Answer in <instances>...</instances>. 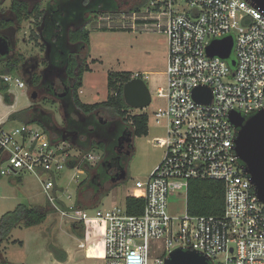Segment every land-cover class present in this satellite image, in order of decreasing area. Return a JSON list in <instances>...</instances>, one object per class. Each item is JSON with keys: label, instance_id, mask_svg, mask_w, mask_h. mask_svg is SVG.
Masks as SVG:
<instances>
[{"label": "built area", "instance_id": "1", "mask_svg": "<svg viewBox=\"0 0 264 264\" xmlns=\"http://www.w3.org/2000/svg\"><path fill=\"white\" fill-rule=\"evenodd\" d=\"M90 22L99 30L160 34L167 42L165 85L156 89L163 105L152 112L164 127L165 139L155 145L163 157L148 177L135 182L142 190L140 214L123 207L79 209L60 180L68 162L77 187L82 161L95 163L92 153L73 156L66 141H52L35 123L6 126L0 120V177L33 175L48 204L61 218L75 223L99 221L104 264H164L176 249L196 251L211 264H264V203L243 172L234 151L230 112L247 117L264 108V14L245 0H147L138 10L98 14ZM89 22V23H90ZM88 23V24H89ZM231 36L229 61L206 52L213 41ZM147 81L133 73L131 79ZM0 84L27 87L21 75L0 73ZM209 89L208 103L193 91ZM10 94V93H9ZM204 96H201L203 98ZM132 113V112H131ZM220 181L224 206L220 216H191L186 209L190 180ZM184 198L182 214L168 211L174 196ZM82 240V239H81ZM79 248L85 249V240Z\"/></svg>", "mask_w": 264, "mask_h": 264}, {"label": "trees", "instance_id": "2", "mask_svg": "<svg viewBox=\"0 0 264 264\" xmlns=\"http://www.w3.org/2000/svg\"><path fill=\"white\" fill-rule=\"evenodd\" d=\"M146 2L147 0H128L123 3L124 6H127L125 8L121 7L122 3L119 0H49L44 6H42V2H38L34 3L32 7L26 0H11L9 5V13L13 14L18 24L30 19L37 21V32L34 33L33 38L42 41L38 42L40 50L44 52L45 45L49 46L45 63L47 66L46 80L51 89L50 95L57 98L59 96V93L56 92V94L51 86L54 78L60 75L62 80H70L71 86L67 88V92L64 91V94L61 95L66 104L63 116L64 126L62 127L66 128V131L79 130L82 140H93L92 137H97L94 139L96 141L91 142L88 150L101 151L100 162L92 166L88 162L82 161L78 165L79 169L86 174V179L79 183L76 191L75 205L79 209L98 208L115 187L127 180V160L134 151L132 139L146 136L148 133V115L142 112L131 113L132 109L123 101L122 87L131 80L130 73L110 72L107 74L108 96L105 101L88 104L80 100L78 91L83 85V75L90 71L85 55L90 34L86 27L95 15L117 13L121 10H138ZM5 25L0 20V30ZM22 60L21 54H18V57L0 58V63L3 64L0 73L19 75L16 68ZM91 63H95V61L91 60ZM33 78L36 80L39 76L34 75ZM65 85H68L67 82ZM0 90L3 91V103L11 106L13 104L12 94L6 92L5 85L0 84ZM61 92L62 90H60ZM28 111L29 108H26L12 113L8 119L19 120L22 123H38L30 120ZM102 112L108 113L118 120H102L101 123L97 114ZM81 120L84 121L83 125H80ZM41 128L48 135L50 134L46 126L41 125ZM109 128H112V131H109ZM51 140L59 141V139L53 138ZM106 140H108L107 145ZM88 143L81 142V156L87 154L84 148ZM75 165V161L68 162L69 168H73ZM105 184L108 185L104 187ZM85 200L88 202L85 203ZM125 206L127 213L140 214L144 200L128 196L125 198ZM223 206L224 186L222 182L206 179L190 180L186 201L188 214L191 216H220ZM51 211L55 213L46 201L42 206L18 204L13 210L5 212L0 216V244L16 228H30L42 224ZM71 226L76 236L85 240V256L101 258L103 256L100 241L103 230L102 223L90 221ZM12 242L16 243V241ZM49 251L58 262L66 261L65 250L50 245ZM4 262L2 261L1 264Z\"/></svg>", "mask_w": 264, "mask_h": 264}, {"label": "rangeland", "instance_id": "3", "mask_svg": "<svg viewBox=\"0 0 264 264\" xmlns=\"http://www.w3.org/2000/svg\"><path fill=\"white\" fill-rule=\"evenodd\" d=\"M0 20L9 19L13 21L15 31L14 42L15 51L10 57H18L21 54L23 60L16 68V72L22 76L21 66L23 63L31 65L29 60L38 62V69L35 74L39 75L45 63L44 52L38 46V39H34V33L37 32V21L26 20L18 24L16 19L9 13L11 0H0ZM30 7L34 3L42 2L46 5L49 0H26ZM122 3L128 0H119ZM130 1V0H129ZM89 34V45L85 51L87 56L89 72L83 75V85L78 91L82 102L92 104L105 101L107 92V74L110 72H127L145 74L148 76L145 82L150 93L151 103L143 110L132 109V113H146L148 115V133L146 136L134 137L132 144L134 151L127 160V180L115 187L103 200V203L96 209H92V214L96 210H107L112 207H123L126 194L134 193V183L137 180H145L153 168L163 157L164 149L155 145V140L165 139L164 127L155 124L152 112L158 106L163 105V100L157 99L156 89L165 85L164 70L166 67L167 42L166 38L160 34L133 33L128 31H110L99 30L91 22L86 27ZM33 30V31H32ZM32 33V36H30ZM0 35L5 38L11 37L6 30L1 29ZM36 36V35H35ZM83 56V53H82ZM233 58V55H231ZM94 60L95 63H91ZM0 63V68L2 67ZM58 92H60L59 82L56 83ZM32 90L30 87L17 89L13 86L9 88V93L13 96L12 106H6L2 101L3 91L0 90V120L6 121V126H16L19 120H9L11 113L28 108L36 104L39 108L50 114L52 123L58 126H64L63 116L65 109L59 105L57 97L39 92L36 100L30 98ZM98 118L104 121L118 120L111 117L108 113H98ZM30 120L34 118L29 116ZM75 118V116H74ZM34 121V120H33ZM41 128L38 123L34 124ZM53 139L61 137L66 141V148L73 156H81L78 141L75 143L67 136L49 134ZM97 137H92L96 141ZM83 138L81 137L80 140ZM91 144L84 148V151L95 154L99 160L92 163L95 166L100 162L102 152L99 150H88ZM86 155V154H85ZM74 169L64 168L61 176L65 179L60 180L66 188V193L70 194L72 199H76V184L70 181V177L75 174ZM86 179L83 173L78 177L80 182ZM108 184H105L106 187ZM141 191H139L140 193ZM90 193V192H89ZM46 198L42 192L39 181L31 174H24L19 177H0V216L7 211L13 210L18 204L28 206H42ZM88 201L85 200V203ZM185 210V201L182 197L170 198L168 202V211L172 214L180 215ZM72 224H77L68 218H60L59 215L51 211L47 219L40 225L30 228H16L11 231L9 237L0 244V264L2 261L11 264H61L49 251V246L63 249L66 252V261L62 264H104L103 258L89 259L85 257L84 249L79 248L80 240L72 230ZM12 241H16L13 243ZM82 241V240H81Z\"/></svg>", "mask_w": 264, "mask_h": 264}, {"label": "water", "instance_id": "4", "mask_svg": "<svg viewBox=\"0 0 264 264\" xmlns=\"http://www.w3.org/2000/svg\"><path fill=\"white\" fill-rule=\"evenodd\" d=\"M250 6L259 9L264 14V0H245ZM233 40L227 36L221 40L213 41L207 47L209 56L217 55L229 61L230 66H235V60L231 59ZM15 51L14 40L9 43L0 36V58H9ZM49 52V46L45 45V56ZM47 69V68H46ZM45 69V70H46ZM201 96H204L201 98ZM124 103L131 109L143 110L151 103V93L142 79H131L122 87ZM32 101L37 94L33 91L30 95ZM196 101L208 103L211 99L209 89L199 87L193 91ZM229 121L235 130L234 151L241 164L243 172L249 178L257 199L264 203V108L258 112L244 117L237 112H230ZM64 140V138H62ZM2 264H11L4 262ZM164 264H211L208 259L196 251L176 248L165 259Z\"/></svg>", "mask_w": 264, "mask_h": 264}, {"label": "flooded vegetation", "instance_id": "5", "mask_svg": "<svg viewBox=\"0 0 264 264\" xmlns=\"http://www.w3.org/2000/svg\"><path fill=\"white\" fill-rule=\"evenodd\" d=\"M10 15L13 16V14L10 12ZM14 18V16H13ZM13 20V19H12ZM9 21V19H2V21L6 24L5 27L3 28L4 30H6L7 33H9L11 35V37L5 38L9 43H11L13 41L14 35H15V31L13 29V21ZM11 22V23H10ZM42 42V41H40ZM44 56H45V50H44ZM47 56H45V60L47 59ZM28 62H31V65H29L28 63H23V65L21 66V71H22V77L26 80L27 83V87H30L32 90H34L36 92V94L38 95L39 92L42 93H46L48 95H50V85L47 83L46 80V71H47V66L46 63H44L43 65V69L40 70L39 75L35 74V71L38 69V62L35 60H29ZM46 69V70H45ZM39 76V78H37L36 80H34L33 76ZM60 77V75H59ZM56 77L53 79L52 82V88L54 89V92H58V88L56 87V83L59 82V86H60V90H62V92H58L59 96H58V100H59V105L63 108H65V102L63 100V97H61L62 94H64L63 92H67V88L70 87V80H62L61 77ZM65 82H67V86L65 85ZM65 85V86H64ZM57 94V93H56ZM29 111H28V115L33 117L35 122L40 123L41 125L46 126V128L48 129V132L50 134H54V135H61L62 137L67 136L69 139H72V141L75 143L76 141L79 142V144H81L82 141H86L89 142V144H91L92 140H78L81 136L79 135L78 131H66V128H63L61 126H58L55 122L52 123V119L49 113H47L46 111L42 110L41 108H39L35 103L30 105L29 107ZM101 123L103 122L101 118H99ZM83 120H81V124L83 125ZM112 128H109V131ZM112 131V130H111ZM108 140H106V145H107Z\"/></svg>", "mask_w": 264, "mask_h": 264}, {"label": "crops", "instance_id": "6", "mask_svg": "<svg viewBox=\"0 0 264 264\" xmlns=\"http://www.w3.org/2000/svg\"><path fill=\"white\" fill-rule=\"evenodd\" d=\"M7 106V105H6ZM12 106V105H11ZM9 107V106H8ZM12 114V113H11ZM160 162V161H159ZM134 190H136V191H134V193H130V194H126V196L124 197V203H125V198L126 197H128V196H130V197H137V196H141L142 195V193H143V191L142 190H139V189H137L136 187H135V183H134ZM139 191H141L140 193H139ZM107 198V197H106ZM102 203H103V201H102ZM61 218V217H60ZM84 254H85V249H84ZM86 257V256H85ZM89 259H94V258H89ZM59 263H61V262H59ZM62 264V263H61Z\"/></svg>", "mask_w": 264, "mask_h": 264}]
</instances>
